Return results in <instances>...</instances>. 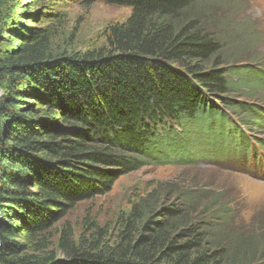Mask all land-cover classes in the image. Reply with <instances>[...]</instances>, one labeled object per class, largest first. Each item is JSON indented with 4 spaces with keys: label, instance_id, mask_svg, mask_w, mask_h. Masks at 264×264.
Returning a JSON list of instances; mask_svg holds the SVG:
<instances>
[{
    "label": "trees",
    "instance_id": "obj_1",
    "mask_svg": "<svg viewBox=\"0 0 264 264\" xmlns=\"http://www.w3.org/2000/svg\"><path fill=\"white\" fill-rule=\"evenodd\" d=\"M17 1L0 0V264H264V223L231 234L226 200L192 190L172 206L134 202L113 243L73 242L65 227L60 255L47 249L37 236L144 164L264 163L247 132L264 128V105H248L264 91V61L229 48L235 28L206 16V0H79L131 14L106 26L105 46L70 55L52 51L58 15Z\"/></svg>",
    "mask_w": 264,
    "mask_h": 264
},
{
    "label": "rangeland",
    "instance_id": "obj_2",
    "mask_svg": "<svg viewBox=\"0 0 264 264\" xmlns=\"http://www.w3.org/2000/svg\"><path fill=\"white\" fill-rule=\"evenodd\" d=\"M40 1L48 10L58 15V20L54 24L52 22L53 53L63 52L70 55L105 46L103 31L106 26L124 22L131 14V8L128 6L110 5L101 1L90 6H84L79 0ZM206 1L203 2V10L208 11L206 16H209L216 25L224 23L225 20L232 23L235 28L231 29L229 24L228 31L235 32L232 35L230 32L225 34L229 48L242 49L241 52L245 54L243 58L253 57L255 61L251 64L255 65L254 67L260 66L262 60L264 61V0H223L228 3V6L223 7L219 5L222 3L220 0ZM211 1H214V5H211ZM31 3L32 0H18L14 7L18 11L22 8L38 9L33 8ZM28 23L36 28L48 24V22L40 24V21L34 19ZM243 63L251 65L247 61ZM1 94L2 91L0 97ZM233 97V100L239 103L246 99ZM248 105H264V91L248 101ZM247 132L254 139H261L264 142V128L256 130L248 128ZM210 141L213 145L214 140ZM257 142L261 143L259 140ZM241 166L238 160L228 159V162L214 164L204 158H199L186 166L144 164L137 170L117 177L107 194L78 202L63 220L37 238L48 241L50 245L47 249L56 251L57 255H60L57 247L65 227H70L73 242L81 237L89 241L93 235H99L103 240L113 243L120 230L124 229L123 215L134 202L147 197L153 200L156 207L172 206L181 198L182 193L179 192L189 193L191 190L201 192L200 196L219 195L220 198H224L234 211L233 215H236L232 220L237 226L231 225L228 231L234 234L243 230L253 235L254 232H258L257 227L264 223V163L263 168H258L260 174L257 172L255 175L248 172L253 170L252 166L248 169L245 167L246 171ZM206 206L200 208V211L206 212L198 218L203 221L212 219L213 215L207 212L209 208ZM247 233L245 236L249 237ZM30 244L33 246V240ZM46 251L48 250L41 252Z\"/></svg>",
    "mask_w": 264,
    "mask_h": 264
},
{
    "label": "bare ground",
    "instance_id": "obj_3",
    "mask_svg": "<svg viewBox=\"0 0 264 264\" xmlns=\"http://www.w3.org/2000/svg\"><path fill=\"white\" fill-rule=\"evenodd\" d=\"M234 116H235V115H234ZM235 117H236V116H235ZM231 119H232V118H231ZM233 120H234V119H233ZM236 121H237V120H236ZM237 123H238V122H237ZM263 124H264V122H263ZM244 126H245V125H244ZM239 128H240V127H239ZM233 133H234V132H233ZM228 134H229V133H228ZM234 134H235V133H234ZM234 134H233V135H234ZM238 134H239V133H238ZM238 134H237V135H238ZM234 136H236V135H234ZM238 138H239V137H238ZM234 139H235V138H234ZM252 139H253V138H252ZM236 140H237V139H236ZM249 140H250V139H249ZM250 141H251V140H250ZM254 141H255V140H254ZM255 142H257V141H255ZM249 143H250V142H249ZM257 143H258V142H257ZM238 144H239V142H238ZM238 144H237V145H238ZM238 147H240V146L238 145ZM233 148H234V147H233ZM236 149H237V148H236ZM238 149H239V148H238ZM240 149H241V148H240ZM249 152H250V151H249ZM252 152H253V151H252ZM250 157H251V156H250ZM236 159H237V158H236ZM252 167H253V166H252ZM239 168H240V167H239ZM239 168H238V169H239ZM250 168H251V167H250ZM250 168H249V170H250ZM259 168H261V167H259ZM247 169H248V168H247ZM253 169H254V168H253ZM234 170H235V169H234ZM260 172H261V171L259 170V174H260ZM263 176H264V175H263Z\"/></svg>",
    "mask_w": 264,
    "mask_h": 264
}]
</instances>
